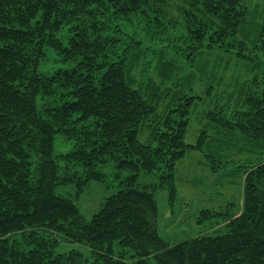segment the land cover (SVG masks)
Returning <instances> with one entry per match:
<instances>
[{
    "label": "trees",
    "instance_id": "16d2710c",
    "mask_svg": "<svg viewBox=\"0 0 264 264\" xmlns=\"http://www.w3.org/2000/svg\"><path fill=\"white\" fill-rule=\"evenodd\" d=\"M167 1L0 0L1 251L15 234L42 232L68 245L89 248L91 252L101 251L93 255L94 262L101 264H125L111 258L114 248L126 249L130 253L129 260L137 263L152 260L156 264H264V161L254 163L247 159L243 164H232L233 170L244 176V191L242 212L232 220L229 232L198 236L174 245L161 239L157 231V204L153 193L164 185L140 186L137 164L129 161L132 154L144 161L149 152H160L162 159L166 152L168 165L173 168L183 156L182 139L188 129L186 118L192 113L194 100L197 102L200 97L187 96L180 88L168 89L166 93L174 96L176 105L154 128L155 133L159 127L167 133L155 141L153 136L152 142L159 147L156 151L139 145L136 138L139 128L149 121L156 106L147 103L140 90L133 88L129 69L102 56L100 43L92 39L82 18L92 16L89 10L96 6L117 17L148 16L149 13L160 16ZM241 3L242 0H189L191 10L182 13L185 28L208 52L219 51V54L235 57L246 64L252 79L255 75L264 78V65L259 67L246 50L234 51L224 43L242 24L245 15L239 10ZM108 6L111 10H106ZM73 18L79 24L65 47L57 34L66 21ZM258 43L264 52V29L259 30L253 45ZM48 48L56 50L65 62L77 61L73 69L59 71L50 79L40 75L38 68ZM95 58L99 59V75L95 74ZM161 64V76L168 78L172 63ZM130 68L132 70L133 64ZM59 77L74 87V93L71 102L57 111V115L55 109L53 122L47 123L39 118L38 98L49 95L50 85ZM261 82L264 83V79ZM244 85L245 82L239 86ZM255 94L252 98L250 89L248 92L242 89L239 108L236 106L223 122L221 105L216 112L205 115L214 125L212 130L217 124L221 126L216 130L223 134L224 144L250 157L256 153L264 160V89ZM237 110H245L242 121L236 118ZM75 113L81 115L82 121L96 118L102 122L97 143L101 148L112 145L119 171L130 173L125 184L105 198L89 222L71 200L56 192L59 173L54 155V128L55 124L66 126ZM200 141L196 143L199 149ZM32 159L37 163L34 183L28 171ZM38 253L32 251L20 259V264H29L27 259L30 258L34 259L33 264H64V261L83 264L80 255L71 252L65 258L49 251L55 257L48 263L41 261L45 253Z\"/></svg>",
    "mask_w": 264,
    "mask_h": 264
},
{
    "label": "rangeland",
    "instance_id": "374dc122",
    "mask_svg": "<svg viewBox=\"0 0 264 264\" xmlns=\"http://www.w3.org/2000/svg\"><path fill=\"white\" fill-rule=\"evenodd\" d=\"M188 2L168 0L160 16L149 13L148 16L131 14L117 17L111 11H101L96 6L89 10L92 16L82 18L92 39L100 43L102 56L111 63L116 62L129 69L133 88L140 90L147 103L156 106L149 121L139 128L136 137L139 145L156 151L159 147L152 142L153 136L155 141L167 133L163 127H159L155 133L154 128L176 105L174 96L166 93L168 89L180 88L187 96L200 97L197 102L194 100L192 113L186 118L188 129L182 139L185 146L183 156L173 168L168 165L166 152L163 159L160 152H149L148 159L144 161H139L134 154L129 156V161L137 164L140 186L164 185L153 196L157 204L158 235L169 245L198 236L229 232L232 220L242 212L244 191V176L242 172L233 170L232 164H243L247 159L249 162L252 159L254 163L264 161L256 153L250 157L224 144L223 134L216 130L221 126L217 124L216 129L212 130L214 125L206 120L205 115L210 111L216 112L221 105L223 122L236 106L239 108L242 89L246 88L247 92L250 89L253 94L250 97L253 98L256 91L264 89V83H260L264 78L255 75V79H252L246 64L235 57L219 54V51L208 52L206 46L199 44L185 28L182 13L191 10ZM106 10L111 8L108 6ZM239 10L245 15L242 24L237 33L226 38L224 43L234 51L246 50L260 67V64L264 65V52L258 47L259 43L256 46L253 44L259 30L264 29V0H242ZM74 18L66 21L57 34L65 47L73 36V29L79 24L74 22ZM167 22L172 24L167 25ZM77 59L81 61L79 57ZM74 62H65L56 50L48 48L38 72L50 79L59 71L73 69L77 61ZM168 62L172 63V70L168 78H163L161 63ZM94 63L97 68L95 74L99 75V59L95 58ZM243 82L245 85L241 88L239 85ZM249 82L251 84L247 85ZM73 93L74 87H70L64 78L54 80L49 95L38 98L39 118L47 123L53 122V111L56 109L57 115V111L71 102ZM242 112L245 110L236 111L239 121L244 118ZM72 117L66 126L55 124L54 128V155L59 173L56 192L71 200L83 219L89 222L100 210L105 198L125 184L130 173L119 171L118 157L111 144L108 148H101L97 143V136L102 133L100 120L91 118L82 121L81 115L76 113ZM171 119L179 121L176 117ZM199 139L200 149L196 145ZM104 150L109 151L104 153ZM97 153L98 156L94 155ZM212 156L214 158H210ZM36 166L35 159H32L28 167L32 183L37 177ZM147 170L151 173L148 174ZM2 249L0 264H20V259L32 251L45 253L41 261L46 263L55 257L49 254L51 251L65 255V258L69 252L80 255L83 264H101L94 262L93 258L101 251L91 252L89 248L68 245L60 238L42 232L15 234ZM129 257L130 253L120 248H114L111 255L116 262L122 260L125 264H156L152 260L137 263L136 260H129ZM27 261L34 263L32 258Z\"/></svg>",
    "mask_w": 264,
    "mask_h": 264
}]
</instances>
